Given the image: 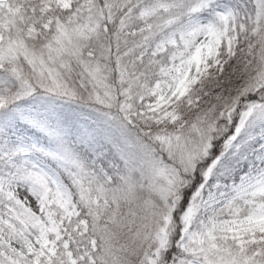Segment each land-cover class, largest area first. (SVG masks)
I'll list each match as a JSON object with an SVG mask.
<instances>
[{
	"label": "snow or ice",
	"instance_id": "6c2138e0",
	"mask_svg": "<svg viewBox=\"0 0 264 264\" xmlns=\"http://www.w3.org/2000/svg\"><path fill=\"white\" fill-rule=\"evenodd\" d=\"M0 264H264V0H0Z\"/></svg>",
	"mask_w": 264,
	"mask_h": 264
}]
</instances>
